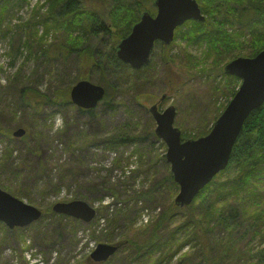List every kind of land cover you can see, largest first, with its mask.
I'll return each mask as SVG.
<instances>
[{
  "label": "trees",
  "instance_id": "trees-1",
  "mask_svg": "<svg viewBox=\"0 0 264 264\" xmlns=\"http://www.w3.org/2000/svg\"><path fill=\"white\" fill-rule=\"evenodd\" d=\"M91 1L90 8H86L84 0H37L28 20L20 25V29L26 30L23 33L24 42L21 44V37L11 41L10 54L14 57L21 55V48H24L27 59L33 58V69L29 77L21 75L22 69H19L9 78L6 86L0 84V142L6 139L10 143L2 153L0 171L21 180L26 189L46 171V166L40 161L38 140L31 138L28 131L30 124L46 109L66 110L70 106L69 90L73 85L88 80L102 86L105 90L103 107L114 106L115 97L124 93H131V101L141 106L136 103L138 96L155 90L157 81L150 74V69H146L147 66L138 71L132 70L115 54L116 45L129 34L143 12L155 15V9L147 6L149 2L154 8L155 0ZM104 2L108 3V7L102 4ZM196 2L204 21L189 20L176 28L175 39L170 45L174 46L176 39L177 43L180 42L172 49L175 54H169L168 46H163L166 92L172 94L176 91L168 80L173 72L171 64L188 82H193L188 84L191 87L197 89L202 83L211 90L198 97L202 111L196 128L189 132L178 127L183 140L207 135L210 129L207 132L203 129L208 117L216 113L215 121L234 96L240 82L225 75L224 66L233 59L252 58L264 50V0ZM7 3V0H0V34ZM97 4L101 5L99 9H95ZM38 26L44 28V34L39 37ZM51 31L54 34L48 41L46 38ZM180 44L188 47L204 44L205 51L197 57L188 52V47ZM45 79L46 88L41 90ZM195 89L189 90L197 91ZM210 96L214 99L212 106L205 103V99H211ZM178 97L181 101L185 99V95L178 94ZM220 98H224L223 104L216 101ZM93 113L84 112L89 117ZM19 128L25 129L27 134L21 141L25 147L24 159L19 158L16 162L12 158L14 150L11 145L16 141L12 132ZM32 140L34 144L31 146L27 142ZM157 142L160 141L153 130L134 118L108 134L105 144L109 150L135 146L125 162L128 165L130 159L137 156L138 167L122 171L123 179L118 186L109 182L101 186V191L113 197L112 205L120 204L122 207L114 217L104 219L101 230L104 233L100 236L94 234L92 238L123 246L115 256L118 262L125 264H264V103L244 122L228 166L214 176L189 206L180 208V212L174 213L178 186L165 160L166 148L157 155V160L148 161L153 164L148 165V169L153 171L157 161L161 162L162 171L150 180L137 182L145 172L139 167L144 156L137 147L149 144L152 148ZM161 145L164 147L162 142ZM27 155H33L34 160H29ZM118 163L116 160L115 168ZM230 171L234 172L233 175H229ZM47 182L48 186L56 187L50 178ZM17 192L21 194L23 190L18 189ZM144 209H158L161 213L154 223L136 231L131 215L140 214ZM47 215L53 219L48 226L50 233L31 227L34 228L35 242L46 250L60 243L68 228L60 225V221L67 218L54 215L51 207L42 210V217L35 225L43 223ZM120 226L129 234L122 242L114 238ZM4 231L22 233L20 229L6 230L0 223V233ZM217 231L222 235L216 234ZM147 232L149 234L144 239H137V236Z\"/></svg>",
  "mask_w": 264,
  "mask_h": 264
},
{
  "label": "rangeland",
  "instance_id": "rangeland-1",
  "mask_svg": "<svg viewBox=\"0 0 264 264\" xmlns=\"http://www.w3.org/2000/svg\"><path fill=\"white\" fill-rule=\"evenodd\" d=\"M24 1L7 0V10L1 25L2 32L0 34V68L2 69V72H0V84L2 86H6L9 78H12L13 74L19 69H22L21 75H27L28 77L33 69V58L27 59L28 54L24 48H21V55L15 57L9 52L11 51V41L15 37L16 40L21 37V44L24 42L25 36L23 33L26 30L20 29V25L28 20L31 10L37 4V0ZM84 1V6L90 8L92 1ZM102 4L108 7V3L104 2ZM100 6L97 4L95 9H99ZM147 6L151 10L155 9L149 2ZM37 29L38 37L44 34V28L42 26H38ZM53 34L54 31H51L46 39L48 41L51 40ZM72 36H75V34ZM177 40L174 46L167 47L169 54L176 53L172 49L180 43H177ZM180 45L182 47H188L183 44ZM187 50L192 55L200 57L202 52L205 51V45L189 46ZM163 54V46L157 43L151 54L150 63L146 68L150 69V74L157 83H155V90H149V93L138 96L139 98L136 103L141 106L135 105L131 101V93H124L115 97L112 103L114 106H98L93 111L92 117L81 114L75 106L70 105L63 112L56 109L52 111L51 109H46L41 116L32 120L28 131H30L31 138L38 140L41 149L40 161L46 166V171L37 182L29 185L31 187L29 188L28 186L27 189L21 180L12 178L6 172L0 171V189L25 204L44 211L59 202L83 200L99 212H97L93 220L94 223L89 224L68 218L67 220L59 219V221L61 220L60 225H66L68 228L64 232L62 241L56 243L52 249L48 247L47 250L45 248L43 249V246L35 242L33 236L34 228L22 229V233L1 232L0 264H93L88 259L89 255L97 244L104 242L100 241V239L95 240L92 236L94 234L96 236L103 234L104 232H101L103 229L102 226L104 225L102 219H111L119 211L120 207H122L120 204L112 205L113 197L110 193L101 191V186L106 183L108 184V182L115 186L120 184L119 182L123 179L122 171L127 166L125 159L135 148V146H123L113 152V150H109L106 147V137L120 124L131 118L139 121L144 126L148 125L154 131L155 121L148 112V107L159 102L162 94L166 92L167 80L164 79ZM171 66L173 68L171 75L173 76L176 91L172 94L168 92V97L160 102L159 109L162 111L170 105L174 106L176 108L174 126L180 127L182 131L190 132L196 128L197 120L200 118L202 111L200 107L201 103L198 99L202 93L198 91L210 92L211 90L203 86L202 83H199L197 89L188 85L193 84V82H188L183 86L187 79L172 64ZM46 80L42 82L40 86L41 90H45ZM189 89H195L197 91H190ZM178 94H189L193 99L191 105H187V101L185 102L186 98H183L181 101ZM195 100L199 101V105ZM216 101L223 104L224 98ZM205 103L212 106L214 105V99L212 97L211 99H205ZM177 107H180V109L177 110ZM214 116H216V113L208 117V122L203 131L207 132L211 129L210 127L213 124ZM199 135L193 136V138ZM21 141L22 139L13 141L11 145L14 150L12 158L16 162L19 161V158L23 160L25 156V147L21 144ZM27 143L32 146L34 140L28 141ZM7 144L10 145L6 139L0 142V160ZM165 146L162 147L161 142L153 143L152 148L149 147V144L142 147L138 145L137 149L140 150L139 153L144 156L139 167L145 172L140 175L137 182L146 179L150 180L154 175H158L162 171L163 166L161 162L157 161L156 166H154L155 170L153 171L148 169V165H153L148 163V161L151 159L153 161L157 160V155L162 154ZM26 157L31 161L34 160L33 155H27ZM118 157H120L118 167L113 169L114 161ZM136 159L133 158L131 164L138 167V160L136 162ZM156 171L157 173H155ZM233 171H230L229 175H233ZM48 178L52 180V183L56 187L48 186ZM226 178L227 175H225ZM5 189H8V191ZM18 189L23 190V193L17 194ZM127 197L128 193L125 198ZM107 206L109 207L105 208ZM180 210L177 208L174 213L180 212ZM160 212V210L155 212L144 210L140 216L139 214H132L131 220L134 223V229L136 231L143 229L144 225L147 224L146 222L148 224L154 223ZM143 217H146L147 220ZM52 220L47 215L44 216L43 223L34 226L35 228H40L44 233H50L51 229L48 226ZM148 234L149 232L145 235L137 236V239L142 240ZM216 234L222 235L219 231ZM128 236L129 234L124 230L123 226H120L116 229L114 238L122 242ZM217 237L215 236V238ZM122 264H125V262H122Z\"/></svg>",
  "mask_w": 264,
  "mask_h": 264
},
{
  "label": "water",
  "instance_id": "water-1",
  "mask_svg": "<svg viewBox=\"0 0 264 264\" xmlns=\"http://www.w3.org/2000/svg\"><path fill=\"white\" fill-rule=\"evenodd\" d=\"M154 6L156 15L152 17L147 11L143 12L128 36L116 46V57L135 70L149 63L155 42L167 46L173 41L176 28L189 20H204L196 0H155ZM223 72L236 77L241 84L210 133L204 137L182 142L180 130L173 126L175 107L171 105L160 112L155 103L149 108L156 123L154 134L167 147L166 162L170 165L173 181L179 186L174 200L176 207L190 205L200 190L227 167L244 122L264 103V50L252 58L232 60L224 66ZM103 96V88L89 81H79L69 93L70 102L85 111L94 109ZM25 134L20 128L12 136L20 139ZM52 210L87 223L95 216V211L82 201L57 203ZM40 216L38 209L0 189V222L9 230L26 227ZM116 251V246L99 244L90 258L105 262Z\"/></svg>",
  "mask_w": 264,
  "mask_h": 264
},
{
  "label": "flooded vegetation",
  "instance_id": "flooded-vegetation-1",
  "mask_svg": "<svg viewBox=\"0 0 264 264\" xmlns=\"http://www.w3.org/2000/svg\"><path fill=\"white\" fill-rule=\"evenodd\" d=\"M174 37H175V35H174ZM177 38V37H176ZM177 40V39H176ZM175 40V41H176ZM164 70H166V69H164ZM169 83H173L174 84V82H173V77H172V75H170L169 76ZM185 82H188V80H185ZM190 82H192V81H190ZM201 84V83H200ZM175 85V84H174ZM197 88H198V86H197ZM198 92H201L202 94L201 95H204L205 96V91H198ZM162 96H164V99L166 98V96H168L167 95V93H164V94H162ZM185 98H186V100H187V105H191V102L193 101V99L191 98V97H188V95L187 94H185ZM163 99V100H164ZM162 100V101H163ZM160 104V103H159ZM159 104H158V109H159ZM197 104L199 105V101H197ZM160 110V109H159ZM161 111V110H160ZM37 221H39V220H37ZM36 221V222H37ZM118 247V250H117V252L123 247V246H117ZM116 255V254H115ZM103 264H122L121 263V261L120 262H118L117 261V256L115 257V256H113L112 258H109L108 260H106L105 262H103Z\"/></svg>",
  "mask_w": 264,
  "mask_h": 264
}]
</instances>
